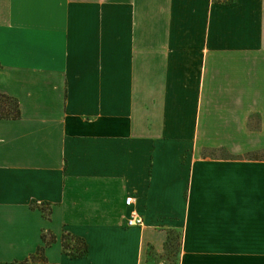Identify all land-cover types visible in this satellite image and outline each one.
<instances>
[{
  "label": "crops",
  "instance_id": "0c3cea01",
  "mask_svg": "<svg viewBox=\"0 0 264 264\" xmlns=\"http://www.w3.org/2000/svg\"><path fill=\"white\" fill-rule=\"evenodd\" d=\"M0 63V264H264V0H0Z\"/></svg>",
  "mask_w": 264,
  "mask_h": 264
},
{
  "label": "trees",
  "instance_id": "16d2710c",
  "mask_svg": "<svg viewBox=\"0 0 264 264\" xmlns=\"http://www.w3.org/2000/svg\"><path fill=\"white\" fill-rule=\"evenodd\" d=\"M1 65V63H0ZM22 115L20 102L19 100L12 95L3 93L0 91V119L4 118H10V119H18ZM43 211L46 212V208H43ZM74 238L77 240V247L75 253L73 255H84L87 252L88 246L85 240H83L81 237H75V236H69L68 234L64 236L63 238V244L65 247H68V238ZM43 238L46 242V245L39 246L35 253H33L29 258H26L25 260H22L19 262V264H29L30 261H36V260H42L43 264H54L49 263L48 258L46 256V246L50 245L56 240L55 235H51L50 238L47 237V234H43ZM174 237L171 234L169 238V242L167 246L169 247L171 245V242L173 241Z\"/></svg>",
  "mask_w": 264,
  "mask_h": 264
},
{
  "label": "rangeland",
  "instance_id": "374dc122",
  "mask_svg": "<svg viewBox=\"0 0 264 264\" xmlns=\"http://www.w3.org/2000/svg\"><path fill=\"white\" fill-rule=\"evenodd\" d=\"M214 153H219V152L212 151V154ZM46 212L48 213L49 210L46 209ZM173 237L174 239L171 242V245L169 246L168 251H167L169 264H177L178 262V251L180 247V239L177 234H175ZM29 264H43V261L42 260L30 261Z\"/></svg>",
  "mask_w": 264,
  "mask_h": 264
},
{
  "label": "built area",
  "instance_id": "2783aa9c",
  "mask_svg": "<svg viewBox=\"0 0 264 264\" xmlns=\"http://www.w3.org/2000/svg\"><path fill=\"white\" fill-rule=\"evenodd\" d=\"M135 202V198L133 196H128L126 198V203L128 206L133 205ZM127 223L129 226H136V225H143L144 224V217L136 210L132 209L130 216L127 219Z\"/></svg>",
  "mask_w": 264,
  "mask_h": 264
}]
</instances>
